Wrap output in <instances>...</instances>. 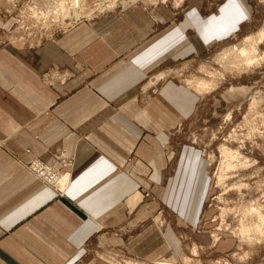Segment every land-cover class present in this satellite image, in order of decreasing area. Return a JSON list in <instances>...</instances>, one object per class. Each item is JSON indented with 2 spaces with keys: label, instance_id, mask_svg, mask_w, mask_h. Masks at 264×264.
I'll list each match as a JSON object with an SVG mask.
<instances>
[{
  "label": "rangeland",
  "instance_id": "374dc122",
  "mask_svg": "<svg viewBox=\"0 0 264 264\" xmlns=\"http://www.w3.org/2000/svg\"><path fill=\"white\" fill-rule=\"evenodd\" d=\"M135 7L142 16L128 14ZM111 14L142 17L145 47L159 42L158 71L128 99L161 124L162 171L154 190L143 177L139 208L127 201V217L112 216L67 264H264V60L238 71L219 57L250 45L264 55V0H0V48H36L81 23L109 31ZM48 70L49 84L70 74ZM51 154L62 169L40 156L27 166L53 169L45 183L30 173L64 196L76 160L64 149Z\"/></svg>",
  "mask_w": 264,
  "mask_h": 264
},
{
  "label": "crops",
  "instance_id": "0c3cea01",
  "mask_svg": "<svg viewBox=\"0 0 264 264\" xmlns=\"http://www.w3.org/2000/svg\"><path fill=\"white\" fill-rule=\"evenodd\" d=\"M108 18L109 31L81 23L36 48H0V264H67L112 216L127 217V201L139 208L145 175L152 190L159 182L161 124L128 99L158 71L159 42L145 47L142 17ZM53 66L65 81L45 80ZM57 149L76 160L64 196L27 167L40 156L62 169Z\"/></svg>",
  "mask_w": 264,
  "mask_h": 264
},
{
  "label": "bare ground",
  "instance_id": "6f19581e",
  "mask_svg": "<svg viewBox=\"0 0 264 264\" xmlns=\"http://www.w3.org/2000/svg\"><path fill=\"white\" fill-rule=\"evenodd\" d=\"M80 4V3H79ZM260 39L261 38H263V36H264V31H261L260 32ZM245 47V46H244ZM219 57H221V58H224V57H231V58H233V65H234V68L236 69V70H238V71H240V70H242L243 68H246L247 66H250V65H253V64H258V63H260L262 60H264V55H262V56H260V55H258V54H256V49H255V47L253 46V45H250V46H248V47H245V48H241V49H238V50H236V49H234V48H231V49H228V50H226V51H224L223 53H221L220 55H219ZM193 78H195V77H193ZM199 78V77H198ZM192 80V79H191ZM194 80V79H193ZM202 80V79H201ZM188 83H190V82H188ZM195 84V83H194ZM197 84H198V88H200L201 90H206V92H207V89H209V84L207 83V82H200V81H198L197 82ZM195 86V85H194ZM197 88V89H198ZM254 102V101H253ZM66 180H69L68 178H66ZM250 210V209H249ZM257 211H260V210H257ZM251 212V211H250ZM259 214H260V212H259ZM258 214V215H259ZM263 216V215H262ZM259 217H261V216H259ZM262 219V221H263V223H264V218L262 217L261 218ZM261 221V222H262ZM260 222V223H261ZM259 223V224H260ZM258 224V225H259ZM260 228L262 227V226H259ZM253 228V227H252ZM251 231V230H250ZM256 231V230H255ZM264 232L262 229H259V232ZM254 232V231H253ZM246 233V232H245ZM252 235V234H251ZM246 236V235H245ZM256 236V235H255ZM257 236H258V234H257ZM249 237V236H248ZM251 237V236H250ZM253 237H254V235H253ZM244 238H247V237H244ZM252 238V237H251ZM248 239V238H247ZM254 239H255V237H254ZM254 239H252V240H254ZM189 264V263H188Z\"/></svg>",
  "mask_w": 264,
  "mask_h": 264
},
{
  "label": "built area",
  "instance_id": "2783aa9c",
  "mask_svg": "<svg viewBox=\"0 0 264 264\" xmlns=\"http://www.w3.org/2000/svg\"><path fill=\"white\" fill-rule=\"evenodd\" d=\"M27 167H28L29 171H32L34 173V175L38 179H40L43 183H45L46 178H48V176L50 174H52V173L54 174V170L53 169H51L46 164H44V163H42L40 161H35L34 163H32V166L29 165ZM64 184L65 183H63L62 185H64Z\"/></svg>",
  "mask_w": 264,
  "mask_h": 264
},
{
  "label": "snow or ice",
  "instance_id": "6c2138e0",
  "mask_svg": "<svg viewBox=\"0 0 264 264\" xmlns=\"http://www.w3.org/2000/svg\"><path fill=\"white\" fill-rule=\"evenodd\" d=\"M241 15H243V12H241Z\"/></svg>",
  "mask_w": 264,
  "mask_h": 264
}]
</instances>
